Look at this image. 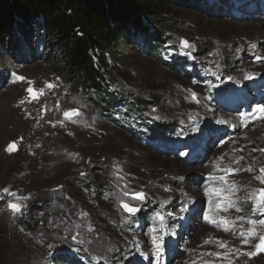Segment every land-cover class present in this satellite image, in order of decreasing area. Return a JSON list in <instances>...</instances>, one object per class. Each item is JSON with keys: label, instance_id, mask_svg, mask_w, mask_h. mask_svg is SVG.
<instances>
[{"label": "rangeland", "instance_id": "1", "mask_svg": "<svg viewBox=\"0 0 264 264\" xmlns=\"http://www.w3.org/2000/svg\"><path fill=\"white\" fill-rule=\"evenodd\" d=\"M187 1L101 96L0 40L2 264H264V0Z\"/></svg>", "mask_w": 264, "mask_h": 264}, {"label": "trees", "instance_id": "2", "mask_svg": "<svg viewBox=\"0 0 264 264\" xmlns=\"http://www.w3.org/2000/svg\"><path fill=\"white\" fill-rule=\"evenodd\" d=\"M188 2L0 0V40L7 37L10 49L20 53L28 50L32 36L48 41L58 55L54 73L66 84L101 96L112 80L107 58L113 62L128 56L126 46L138 45V40L152 53H160L174 25L166 18L168 6L187 7ZM5 251L0 236V264Z\"/></svg>", "mask_w": 264, "mask_h": 264}, {"label": "snow or ice", "instance_id": "3", "mask_svg": "<svg viewBox=\"0 0 264 264\" xmlns=\"http://www.w3.org/2000/svg\"><path fill=\"white\" fill-rule=\"evenodd\" d=\"M184 46H187V44L185 43ZM20 79H22V78H20ZM48 87L51 88L53 86L51 84H49ZM27 92H28L29 96L32 99H37L38 96H39V93H37L32 87H29L27 89ZM75 115H77V113L76 112H71V111L64 113V116H65L66 119H70V118H72ZM6 150L8 152L14 151L15 150V145L14 144H10ZM261 172H264V169H261ZM230 174H232V173H230ZM5 191H7V190H5ZM217 191H219V190H217ZM132 198L135 199V200H142L144 197H143V194L142 193H136V194H134V196ZM258 199L260 201L264 202V189H262L260 191V194H259ZM122 207L125 210V212H128V213H136V212L139 211L137 208H135L133 206H130L127 203L122 204ZM8 208L11 209L14 212H19L21 210L20 207H19V205L16 204V203H10L8 205ZM261 223H264V221H261ZM250 235H251V233H250ZM256 248H257V252L264 251V236H261L260 237V241L256 245ZM255 254L256 253H248L249 256H252V255H255Z\"/></svg>", "mask_w": 264, "mask_h": 264}, {"label": "bare ground", "instance_id": "4", "mask_svg": "<svg viewBox=\"0 0 264 264\" xmlns=\"http://www.w3.org/2000/svg\"><path fill=\"white\" fill-rule=\"evenodd\" d=\"M262 24H263V23H262ZM259 26H260V25H259ZM263 26H264V25H263ZM257 27H258V26H257ZM261 31H262V32H260V31H259V32H260V33H264V28H263ZM257 37H258V36H257ZM224 195H225V194H224Z\"/></svg>", "mask_w": 264, "mask_h": 264}, {"label": "water", "instance_id": "5", "mask_svg": "<svg viewBox=\"0 0 264 264\" xmlns=\"http://www.w3.org/2000/svg\"><path fill=\"white\" fill-rule=\"evenodd\" d=\"M126 213L129 214V215H131V214H132V215L135 214V213H128V212H126Z\"/></svg>", "mask_w": 264, "mask_h": 264}]
</instances>
